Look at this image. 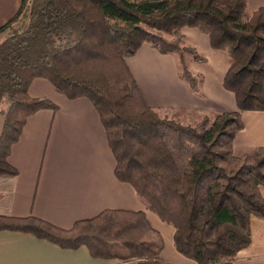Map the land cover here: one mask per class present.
<instances>
[{
	"label": "trees",
	"instance_id": "1",
	"mask_svg": "<svg viewBox=\"0 0 264 264\" xmlns=\"http://www.w3.org/2000/svg\"><path fill=\"white\" fill-rule=\"evenodd\" d=\"M246 10V0H22L0 26V175L16 174L8 156L27 118L58 108L28 94L34 79H45L68 99L90 101L115 159V176L173 227L181 255L196 264H233L252 241L250 217L264 219V146L233 153L240 113L264 111V5L248 17ZM186 27L228 53L222 86L236 104L235 111L194 124L149 105L126 63L144 44L177 54L180 78L199 92L201 76L184 56L203 58L184 42ZM0 229L62 247L84 245L96 257L169 264L143 211L105 209L69 229L34 216L0 215Z\"/></svg>",
	"mask_w": 264,
	"mask_h": 264
},
{
	"label": "crops",
	"instance_id": "2",
	"mask_svg": "<svg viewBox=\"0 0 264 264\" xmlns=\"http://www.w3.org/2000/svg\"><path fill=\"white\" fill-rule=\"evenodd\" d=\"M21 2L0 0V26L14 17ZM246 3L251 12L264 5V0ZM182 33L184 42L203 58L211 76L219 66L225 75L230 65L226 51L211 48L208 36L197 28L186 27ZM126 63L149 105L156 109L195 110L196 96L180 78L174 54H162L144 44ZM217 73L215 84L229 104L221 111H235L234 96L222 86L224 75L220 87ZM28 94L47 98L58 108L30 115L12 145L8 162L16 174L0 175V215L34 216L69 229L76 221L90 219L105 209L143 211L163 240L162 259L169 264H196L175 249L173 227L150 212L132 186L115 176V159L90 101L85 97L68 99L42 78L31 82ZM240 119L242 128L233 140L236 156L264 146V111H242ZM3 121L0 113V133ZM259 192L264 197V188L259 186ZM249 226L252 241L237 252L233 264H264V219L251 216ZM135 261L96 257L84 245L62 247L29 232L0 229V264H136Z\"/></svg>",
	"mask_w": 264,
	"mask_h": 264
},
{
	"label": "rangeland",
	"instance_id": "3",
	"mask_svg": "<svg viewBox=\"0 0 264 264\" xmlns=\"http://www.w3.org/2000/svg\"><path fill=\"white\" fill-rule=\"evenodd\" d=\"M251 12L247 9L245 12L246 17H248ZM1 38H3V36H1ZM174 56L176 57L177 65L179 67L178 55L174 54ZM184 59L188 65L189 70L193 73H198L199 76H201V81L199 83V92L197 93L193 92L190 89L189 84L184 81L188 85L192 94L196 96L194 103L196 107L195 110L183 111V108H158L157 111L161 115H166L168 117L174 115L180 122L191 124L199 122L204 116L213 118L216 113L223 112L221 111V108L226 107L229 104L225 100L226 98H222V96L219 94L220 89H218L215 84V77L218 75L217 72H219V85L221 87V80L224 75V70L222 71L221 66H219L217 67L214 76H211L209 67L203 63L201 58L197 59L192 54H185ZM197 69H199L200 71ZM260 188H264V186L260 185ZM114 251L121 254L125 253L123 250L117 249L116 247H114ZM135 262L137 263V261Z\"/></svg>",
	"mask_w": 264,
	"mask_h": 264
}]
</instances>
